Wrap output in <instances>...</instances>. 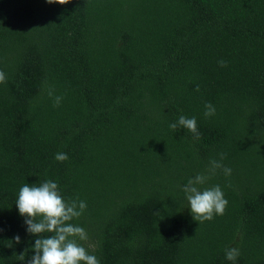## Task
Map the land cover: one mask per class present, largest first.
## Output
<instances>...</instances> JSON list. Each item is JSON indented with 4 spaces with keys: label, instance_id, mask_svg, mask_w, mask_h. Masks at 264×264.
Returning a JSON list of instances; mask_svg holds the SVG:
<instances>
[{
    "label": "trees",
    "instance_id": "1",
    "mask_svg": "<svg viewBox=\"0 0 264 264\" xmlns=\"http://www.w3.org/2000/svg\"><path fill=\"white\" fill-rule=\"evenodd\" d=\"M0 71V264L35 254L15 204L46 180L100 264H264V0H0ZM197 174L228 201L203 223Z\"/></svg>",
    "mask_w": 264,
    "mask_h": 264
},
{
    "label": "clouds",
    "instance_id": "2",
    "mask_svg": "<svg viewBox=\"0 0 264 264\" xmlns=\"http://www.w3.org/2000/svg\"><path fill=\"white\" fill-rule=\"evenodd\" d=\"M48 4L64 5L70 0H46ZM219 64L226 67V62L221 60ZM6 80L3 71H0V83ZM199 91V88H196ZM54 95V90H49V96ZM62 97L55 96V106H59ZM206 117L215 115V108L211 103L205 104ZM173 130L178 127L187 129L199 138L197 121L193 118L180 116L178 121L170 124ZM55 159L63 162L68 159L66 153H57ZM223 159V156L221 157ZM209 171L215 174L216 169H223L226 176L231 175V169L224 167L219 161L210 162ZM208 177L197 174L182 187L185 199L188 202L191 214L195 221L201 223L211 221L214 215H223L228 201L219 185L210 188H201ZM19 214L25 217L27 232L38 237L35 239L34 255L28 259L27 264H100L95 255H90L86 249L77 243L79 240H87L85 230L73 225L70 221L82 215L87 205L84 201L65 202L58 191L57 183L46 180L38 185H23L16 200ZM156 215H160L156 212ZM197 231V230H196ZM16 243H20V237H15ZM28 250H25V253ZM25 253L19 255L21 261H25ZM239 256V250L228 248L225 257L229 261H235Z\"/></svg>",
    "mask_w": 264,
    "mask_h": 264
}]
</instances>
